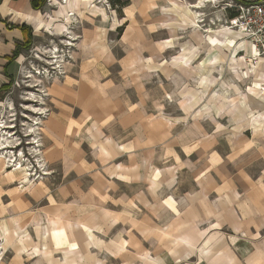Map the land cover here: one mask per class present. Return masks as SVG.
Returning <instances> with one entry per match:
<instances>
[{
	"label": "crops",
	"instance_id": "obj_1",
	"mask_svg": "<svg viewBox=\"0 0 264 264\" xmlns=\"http://www.w3.org/2000/svg\"><path fill=\"white\" fill-rule=\"evenodd\" d=\"M32 1L0 0V89L28 37L65 27ZM90 2L69 0L55 17L72 20ZM164 2L135 0L115 23L90 17L75 62L48 88L42 192L0 179V239L18 262L34 249L31 264H264V97L234 95L226 115L223 96L209 95L221 48L233 88L251 83L235 81L251 43L226 26L183 33L195 26L189 7L172 1L173 14L154 16ZM144 5L153 16L142 18ZM260 67L254 85L264 84Z\"/></svg>",
	"mask_w": 264,
	"mask_h": 264
},
{
	"label": "rangeland",
	"instance_id": "obj_2",
	"mask_svg": "<svg viewBox=\"0 0 264 264\" xmlns=\"http://www.w3.org/2000/svg\"><path fill=\"white\" fill-rule=\"evenodd\" d=\"M68 1L69 0H47L45 9L41 10L43 16L46 17V14L52 15L56 19L55 22L56 25L60 24V26L62 27L65 26V27H63L62 32L56 31L52 25L50 26V28H48V31H45V29H47L45 28L44 29L45 32L43 33V35L40 36L41 39L37 38L33 43H31L28 49H25L24 51L21 52L22 54L20 56L21 62L16 77L12 79V82L7 86V89L0 91V121H2L5 126V129L0 131V142L2 143V141L4 142L6 141L1 139V135H3L4 132L9 133V135L11 134L12 139L10 140H12V142L14 143L11 144V149L9 150H11L13 154H17V155L23 153V157L21 160L23 161L22 164L23 165L25 164L24 167L29 168L30 172L28 171V173L32 172L31 179L24 181L23 184L25 185H20V183L17 184L23 191L28 190V188L30 189V187L34 185L38 187L36 188L38 192H42L41 187L38 186L37 184L48 179L49 172H51L48 170V167L46 166V163L43 160L42 153L41 155L39 154L36 156L35 154H33L34 147L40 150L39 148L40 126L42 120L46 116H48L50 112V107H48V102H49L48 88L52 85L54 79H58V78L60 79L66 75L65 66L67 64L75 62L74 55L78 50L79 42L83 38L84 31L88 27L89 21H92L91 18L96 20L97 24L99 22L102 23L107 22L108 24L110 22L115 23L116 20H118V17L122 14V11L126 8V6L129 5V7H131L132 4H134L135 2V0H90L91 1L89 4L90 6L84 9L83 11L81 10L80 13L78 12L79 14H75L71 18L72 20L70 19L67 20L68 17L67 18L63 17L61 19L55 17V11H57V9L61 7V5H66ZM172 1L178 2L181 5L186 4V11L188 10L189 6L197 5L199 3L198 2L199 0H179V1L167 0V2L161 3L162 8L166 7L167 11L165 10L162 11L161 8L160 12H156V13L154 12V16H158V14H160L161 17H165V14L167 15L173 14ZM228 3H229L228 0H217V1L215 0V2L213 1L212 3L205 2L204 4L205 7L198 11V14H200L199 16L200 18L199 17L197 18V21L199 22L198 23L199 27L197 26L195 27L192 25L189 26L183 25L182 32L192 33V34L201 33L203 38H205L206 36L211 35L209 33V31L211 30L216 32L221 30L224 26L228 27L229 24H227V22L230 19L229 18L230 11L229 8L227 7ZM97 6L102 8V10L97 8ZM93 7H96L97 11L105 12L104 10H106L108 14L107 19H104V15H102L104 13L102 14H97L98 12L95 14L92 13L91 9ZM145 7L146 8L140 10V13L142 12L141 13L142 18L145 17L146 15L153 16L152 14L153 12L149 11L151 7L149 6H145ZM170 9L172 10V13H170L169 11ZM193 11L196 10L193 9ZM66 14L71 15L72 12L67 10ZM65 21H68V23ZM62 23L65 24L62 25ZM117 32L120 33V30H118ZM58 33L59 34L61 33V35H59ZM214 34L217 35V33ZM227 37L228 36H226V38ZM244 41H248L251 43V41L242 34L239 39V42H244ZM68 43H72L73 45L67 46ZM250 47L252 50L251 56L245 58V60H242L243 58L242 56L244 53L241 52L240 56L236 58L237 62H235L236 65H241L242 63L247 65V68L244 67V69L241 70L244 76H241V79H239L238 77L236 78L235 80L237 81L236 86H239L238 83L244 81L242 79L245 76L246 77L250 76L249 81L251 83L249 85L241 84L240 91L239 89H237V87L233 88V85L229 83L232 79L230 77V73L225 72V69H229L228 65L231 63L232 57L227 58L221 52L222 48L219 53L220 56L223 58V61L215 63L214 64L215 66L213 67V70L219 69V72L214 71V73L209 74V80H210L209 95H215L217 93L223 96L221 99H224L225 101L224 104L225 112L228 111L229 113L230 109H233L234 99L232 98V96L234 95L235 98L237 99L239 96H244L246 93L249 94L251 93L252 96H254L255 98L257 97L258 99L264 97V84L261 85L260 83L262 82V80L254 85L255 78L258 75V71L260 70L259 68H261L260 61L263 60H260L259 57L256 56V54L254 53L252 43ZM210 48L211 47H209V49ZM216 48L218 49L220 47L215 46V49ZM56 49H59V53L62 52V54L59 55L60 57L57 56L58 53L55 51ZM223 49H226V47ZM67 51H69L70 53L68 54L69 57L66 59V63L64 64L63 67L65 73L60 77L54 76L51 79L45 78L46 72L44 68L47 67L48 69H52L56 65L61 64L59 61L62 58V55L67 53ZM179 51L180 50L178 49V52ZM212 53H214V49L212 50ZM198 55L199 54L197 53V57H194V60L195 59L198 61L200 60L201 57L200 55L199 56ZM170 60L172 61V57ZM194 60H191V63ZM221 69L223 70L220 71ZM262 69L263 72L262 73L259 72V73L261 74V76L264 77V68ZM251 80H253L254 82ZM237 99L235 100V102L238 101ZM262 105H263L262 107L257 109L258 110L256 111L257 114H264V104ZM31 106L36 108L41 107L42 113L44 112V114L40 116V113L37 114L33 112L31 109L33 107ZM31 130H35L36 133L34 135L31 134L30 132ZM34 136L37 137L36 139L37 141L39 140V143L37 144L32 143ZM3 152H5V149L3 150ZM39 161H41L43 168L39 167L38 164ZM13 170L14 168H4L3 164L0 162V179H2L3 183L9 182V180L6 179V174L9 176L13 175L18 179L22 177V173L13 172ZM14 181L16 182V180ZM0 242H2V238L0 239ZM33 250L34 249H31L30 251L26 252L25 253L26 256L24 257V260L22 262H18L16 260L15 257L16 254L14 252L13 247L8 246L6 248V254L1 264H31L30 262H33L40 255V252L36 253L33 252Z\"/></svg>",
	"mask_w": 264,
	"mask_h": 264
},
{
	"label": "built area",
	"instance_id": "obj_3",
	"mask_svg": "<svg viewBox=\"0 0 264 264\" xmlns=\"http://www.w3.org/2000/svg\"><path fill=\"white\" fill-rule=\"evenodd\" d=\"M227 7L237 13L234 18H230L227 22V24H229L228 27L241 32L249 39L253 45V51L256 56H258L260 60H264V0H259L252 4L229 1ZM72 45V43L70 45L69 43L67 44V46ZM55 51L58 53L57 56L62 54V52L59 53V49ZM69 53L70 52L67 51V53L62 55L59 61L61 64L56 65L52 69H48L47 67L44 68L46 72L45 78L51 79L54 76L60 77L65 73L63 67L66 63V59L69 57ZM43 114L44 113L40 114V116Z\"/></svg>",
	"mask_w": 264,
	"mask_h": 264
},
{
	"label": "bare ground",
	"instance_id": "obj_4",
	"mask_svg": "<svg viewBox=\"0 0 264 264\" xmlns=\"http://www.w3.org/2000/svg\"><path fill=\"white\" fill-rule=\"evenodd\" d=\"M215 2V0H199L198 2V4L197 5H191V6H189V10H188V12H190V14H191V17L189 18V21H190V23H193V25H195V26H197V27H199V22L197 21V18L200 16V14H198V11L199 10H201L202 8H204L205 7V2H207V3H212V2ZM217 1V0H216ZM188 4V3H187ZM96 6V5H95ZM97 8H99L100 10H102V8H100V7H98L97 6ZM193 9H195L196 11H193ZM104 10V9H103ZM104 11H106V10H104ZM107 12V11H106ZM200 13V12H199ZM203 15V14H202ZM200 18V17H199ZM231 29V28H230ZM69 44H71V43H69ZM37 97V96H36ZM34 102V101H33ZM36 102V101H35ZM40 102V101H39ZM38 103V102H37ZM31 107H33V106H31ZM32 109V111L33 112H35V113H37V114H41L42 113V108L40 107V108H36V107H33V108H31ZM44 113V112H43ZM40 123V122H39ZM38 126V125H37ZM3 129H5V126H4V124H3V122L2 121H0V131H2ZM37 129V128H36ZM31 132V134H35L36 132H35V130H31L30 131ZM31 134H30V136H31ZM6 136V137H5ZM3 137H5V138H3ZM37 137L36 136H34V138H33V142L32 143H39V140L37 141V139H36ZM1 139L2 140H6L5 142L4 141H2V143L0 142V162L3 164V166H4V168H14V170H13V172H19V173H22V177L20 178V179H16V182H18L19 181V183H20V185H25V184H23L24 183V181H27V180H29V179H31V176H32V172L31 173H28V171L30 172V170H29V168H26V167H24V165L22 164V162L23 161H21L22 160V157H23V153H20L19 155H17V154H13V152L11 151V150H9V149H11V144H13L14 142H12V140H10V139H12V135L10 134L9 135V133H7V132H4V134L3 135H1ZM4 142V143H3ZM14 146V145H13ZM38 146H39V144H38ZM14 148V147H13ZM5 149V152H3V150ZM41 150H38L36 147H34L33 148V154H35V156L36 155H41ZM38 158H40V157H38ZM43 162V161H42ZM8 164V165H7ZM38 164H39V167H42V164H41V161H39L38 162ZM37 164V165H38ZM43 168V167H42ZM45 170V169H44ZM47 173V172H46ZM45 173V174H46ZM27 174V175H26ZM44 174V175H45ZM19 175V174H18ZM26 175V176H25ZM11 179H13V175L12 176H9ZM15 179V178H14ZM38 188V187H37ZM42 190V189H41ZM25 237H21L20 239H21V241L24 243V241H23V239H24ZM6 248H7V245L5 244V243H3V242H0V264L2 263V261H3V259H4V256H5V254H6Z\"/></svg>",
	"mask_w": 264,
	"mask_h": 264
},
{
	"label": "trees",
	"instance_id": "obj_5",
	"mask_svg": "<svg viewBox=\"0 0 264 264\" xmlns=\"http://www.w3.org/2000/svg\"><path fill=\"white\" fill-rule=\"evenodd\" d=\"M46 3H47V0H33L32 1V5H33L34 9H37V10H40L42 7H44V5ZM229 11H230L229 18H234L237 15V13L234 12L233 10L229 9ZM22 29L25 31L28 29V27L23 26ZM31 43H32V40H31V36H30L27 38V41L25 42V44L23 45L22 48L28 49L30 47ZM18 54H19V51H17L15 53V56H18ZM5 89H7V86L2 87L0 89V91H3Z\"/></svg>",
	"mask_w": 264,
	"mask_h": 264
}]
</instances>
